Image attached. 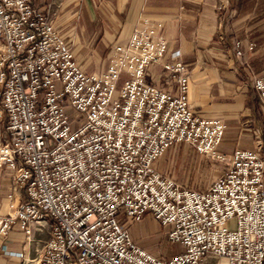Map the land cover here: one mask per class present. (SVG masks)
I'll return each mask as SVG.
<instances>
[{
	"label": "built area",
	"instance_id": "built-area-1",
	"mask_svg": "<svg viewBox=\"0 0 264 264\" xmlns=\"http://www.w3.org/2000/svg\"><path fill=\"white\" fill-rule=\"evenodd\" d=\"M163 31L138 24L114 43L105 71L85 73L33 0H0V175L12 178L0 237L19 227L30 241L49 223L38 264H264V135L218 151L225 121L192 106L191 71L179 52L168 55ZM152 65L173 92L149 83ZM252 84L264 112V74ZM176 145L226 164L224 173L204 191L182 186L154 167ZM121 210L131 223L150 215L170 226L169 244L185 251L141 247Z\"/></svg>",
	"mask_w": 264,
	"mask_h": 264
},
{
	"label": "crops",
	"instance_id": "crops-1",
	"mask_svg": "<svg viewBox=\"0 0 264 264\" xmlns=\"http://www.w3.org/2000/svg\"><path fill=\"white\" fill-rule=\"evenodd\" d=\"M33 4L72 46L85 73L105 71L114 43L125 44L138 24H162L168 55L179 52L191 71L189 100L195 110L209 118L223 119L225 136L230 126L240 125L236 121L248 94L243 77L256 56V49L247 50V45L254 42L243 40L264 37V0H33ZM239 39L243 57L234 51L233 43ZM168 55L166 61L170 60ZM261 69L255 78L264 74V67ZM148 81L170 92L175 90L161 65L149 67ZM6 125L7 120L0 117V143L6 137ZM241 126L235 128L245 134L244 144L237 143L233 151L253 146L247 136L249 129ZM11 187L12 178L3 170L0 216L10 211L7 197ZM49 231V223H42L29 241L19 227H14L7 237H0V264H38ZM42 233L47 237L42 238ZM4 246L11 255L2 250Z\"/></svg>",
	"mask_w": 264,
	"mask_h": 264
},
{
	"label": "rangeland",
	"instance_id": "rangeland-1",
	"mask_svg": "<svg viewBox=\"0 0 264 264\" xmlns=\"http://www.w3.org/2000/svg\"><path fill=\"white\" fill-rule=\"evenodd\" d=\"M239 40L242 41V39ZM243 41H252L257 47L254 52L256 53L255 61L251 62L250 67L245 69V76L243 78L247 84L245 88H248L247 100L245 108L241 112L242 115L240 114L236 122H240V125H238L239 127L244 125V130L249 129V131H247V136L254 144L257 137H262L264 135V112L260 105L259 98L254 94L252 88L255 75L264 67V37H258L256 35L248 39L244 38ZM3 119L5 120V118ZM238 126L236 124L230 126L231 129L228 130V135L223 138L218 151L230 154L233 152L234 146L237 143L240 142L241 146H243L245 134L241 135V129L237 130L235 128ZM154 167L158 171L171 176L184 187L204 191L215 179L224 173L226 164L205 156L203 157L196 153L190 146L176 145L171 148L160 161L156 162ZM117 218L121 225H126L129 228L133 240L141 247H144L146 250L159 257L172 258L185 251V248L180 244H169L167 233L171 227H162L150 215L144 217V220L141 222L131 223L130 219L124 215V210H121ZM234 224V222H231L229 226L233 227ZM41 235L42 238L47 237L46 233H42Z\"/></svg>",
	"mask_w": 264,
	"mask_h": 264
},
{
	"label": "trees",
	"instance_id": "trees-1",
	"mask_svg": "<svg viewBox=\"0 0 264 264\" xmlns=\"http://www.w3.org/2000/svg\"><path fill=\"white\" fill-rule=\"evenodd\" d=\"M250 105V104H249Z\"/></svg>",
	"mask_w": 264,
	"mask_h": 264
}]
</instances>
